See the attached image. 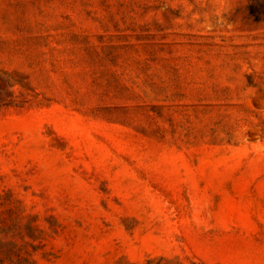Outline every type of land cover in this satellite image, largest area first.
<instances>
[{"label": "rangeland", "instance_id": "1", "mask_svg": "<svg viewBox=\"0 0 264 264\" xmlns=\"http://www.w3.org/2000/svg\"><path fill=\"white\" fill-rule=\"evenodd\" d=\"M0 264H264V0H0Z\"/></svg>", "mask_w": 264, "mask_h": 264}]
</instances>
